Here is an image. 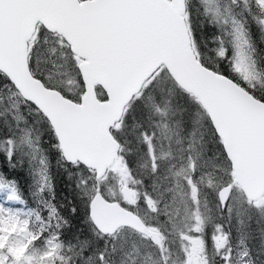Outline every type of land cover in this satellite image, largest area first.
I'll use <instances>...</instances> for the list:
<instances>
[{"label": "rangeland", "instance_id": "obj_1", "mask_svg": "<svg viewBox=\"0 0 264 264\" xmlns=\"http://www.w3.org/2000/svg\"><path fill=\"white\" fill-rule=\"evenodd\" d=\"M195 1L203 17L196 27L203 25L208 34L206 60L218 69L226 67L238 83L263 96L264 65L261 70L259 63L264 51V4L260 0ZM42 41L37 50L44 63L36 71L64 89L80 85L79 71L69 63L61 65L49 40ZM222 50H226L223 57L218 54ZM166 89L168 96H179L168 85ZM140 97L149 124L140 119L144 123L135 129L115 122L124 147L98 178L83 167L77 176L88 198L98 188L105 197L132 207L158 232L159 240L128 226L102 234L91 222L83 236L57 239L51 233L35 242L30 207L23 205L19 183L8 172L20 175L22 183L26 178L28 192L35 196L33 182L41 184L50 162L47 154L54 146H49L50 140L41 142L46 125L38 109L13 85L0 88V110L9 131L3 147L0 143L4 151L0 154V230L13 229L10 238L5 235L12 247L26 246L21 264H226L221 257L229 253L230 264H264V193L249 199L238 185L204 107L199 101L191 103V116L185 121L176 109L163 117L166 105L160 107L147 94ZM226 184L231 189L222 206L218 190ZM47 252L52 255L45 256Z\"/></svg>", "mask_w": 264, "mask_h": 264}, {"label": "water", "instance_id": "obj_2", "mask_svg": "<svg viewBox=\"0 0 264 264\" xmlns=\"http://www.w3.org/2000/svg\"><path fill=\"white\" fill-rule=\"evenodd\" d=\"M185 5V0H0V71L46 117L64 159L93 168L97 178L118 154L119 140L111 126L163 65L197 97L238 185L248 198H257L264 192L262 99L197 57ZM37 23L61 34L81 58L78 99L47 86L31 71L27 40ZM230 189L226 184L218 190L222 206ZM88 215L102 233L124 225L159 240L139 213L98 188L88 200Z\"/></svg>", "mask_w": 264, "mask_h": 264}, {"label": "trees", "instance_id": "obj_3", "mask_svg": "<svg viewBox=\"0 0 264 264\" xmlns=\"http://www.w3.org/2000/svg\"><path fill=\"white\" fill-rule=\"evenodd\" d=\"M185 2L186 21L188 25L189 23L191 25L190 33L192 45L198 58L208 67H211L220 73L232 77L231 73L226 69V67L221 65V67L218 69L206 60V56L204 54H207V51L205 52L204 48L206 50V46L208 44L206 42V39L208 38V34L206 32V28L203 25H201L200 28L198 26L196 27L197 22L203 19V17L196 8L195 0H185ZM193 36L195 37L194 42ZM43 38H47L49 40L52 50L56 51V55L58 54V61L62 62L61 65H67L69 63V66L74 68L72 69L73 71H78L76 64L78 61V56L69 49V45L65 41V39L59 33L50 31L41 24H37L30 40H28V63L32 72L36 76L40 77L47 86L56 87L63 94L71 98H78L82 92V89L80 87L82 86V82L79 73L76 74L79 77L80 85L77 84L75 88L64 89L61 85H57L49 79L43 78L41 74L36 71L37 67L44 63L43 60L39 58V52L37 50V46L43 43ZM261 52V65L259 63V67L262 70V65H264V51L262 50ZM233 79L235 80V78ZM163 82H165V84L170 87L173 93L176 92L179 96L177 97L175 93L173 95L169 94L170 96H168L169 89H166L167 85L164 87ZM6 85L11 86L12 83L8 79V77L2 71H0V88ZM96 89L98 95L100 97H103L104 91L102 90V88L98 85L96 86ZM142 94L150 95L151 100L158 104L160 107L161 105H166L167 111L162 114L163 117H166L168 116V114H170V109H176L175 112L181 115V118H183L185 121H187V119H189L191 116V103L195 104L198 101L191 92L184 89L176 82L172 75L167 71L166 67L160 66L143 85L141 92H139V95L136 94L135 96H133L129 103L125 105L122 116L119 119V123L121 125L122 123L125 124L126 128L134 126V128L136 129L140 123H144L138 121L140 119L146 121V123L149 124L148 115L143 103V98L140 97L142 96ZM174 96L177 97V100L176 98H174ZM256 96L261 99L264 98V94L263 96H261L260 94L256 93ZM25 101L30 106H33L35 108L33 103L28 100ZM135 107L137 110H135ZM37 112L44 119V123L46 125L44 129L46 135H44L43 132L41 136V142L45 144L47 140H50L51 145L49 146H54V149L50 154H47V157L50 158V162L46 166L44 178L41 181V184L39 183V180L33 182L35 186H37L34 192L35 196L31 197V193L28 192V186L30 184L26 178V182L22 183V177L20 175L15 174L13 171H10L8 173H12L10 175L14 177L19 183V192L21 193L22 200H24L23 205L30 207L27 212L30 215L29 218L31 220V223L29 224V226L35 234V242H42V240L46 237H49L51 233L57 235V239H73L77 236H83V231L91 228L92 224L88 216L89 198L79 187V178L77 176V172L82 167L90 170L91 172L94 171L93 169L86 167L79 161H76V163L74 164L63 159L56 137L51 126L49 125L48 120L39 110H37ZM4 118L5 116L3 115L2 110H0V143H2V147L5 144L3 138L9 135V131L7 129ZM145 127L147 126L145 125ZM111 131L116 136L114 126L111 127ZM145 131L147 132L146 129ZM40 146L42 148L47 147L42 145ZM120 146L124 147V142L122 140H120ZM3 153L4 151H2L1 148L0 154ZM55 154H58L56 160ZM19 171L23 173V170ZM30 179L32 182L33 179ZM262 211L264 212V209ZM37 237L38 239H36Z\"/></svg>", "mask_w": 264, "mask_h": 264}, {"label": "snow or ice", "instance_id": "obj_4", "mask_svg": "<svg viewBox=\"0 0 264 264\" xmlns=\"http://www.w3.org/2000/svg\"><path fill=\"white\" fill-rule=\"evenodd\" d=\"M262 4H264V0H260ZM186 10V5H185ZM189 31H191V25L189 23L188 25ZM195 41V37L193 36V42ZM221 57L226 55V50H222L218 53ZM262 107H264V98H262ZM67 158V157H66ZM69 162L76 163V161L71 160L70 158ZM2 207V205H0ZM13 229H10L7 233H4L3 230H0V264H21L23 258H24V252L26 251V246H20V247H12L8 243V239H5V235H7L9 238L11 236V232ZM38 239V237L36 238ZM52 255L51 252L45 253V256ZM102 259V256H101ZM221 259L226 261V264H230L231 255L223 256Z\"/></svg>", "mask_w": 264, "mask_h": 264}, {"label": "flooded vegetation", "instance_id": "obj_5", "mask_svg": "<svg viewBox=\"0 0 264 264\" xmlns=\"http://www.w3.org/2000/svg\"><path fill=\"white\" fill-rule=\"evenodd\" d=\"M129 103V102H128ZM125 193L127 194V195H129L130 196V194H128L127 193V191L125 190ZM130 198H132V196H130ZM128 206V205H127ZM128 207H130V206H128ZM130 208H132V207H130ZM133 209V208H132ZM134 210V209H133ZM133 229V228H132ZM135 230V229H134ZM136 232H138V233H141V234H143L144 236H147V237H149L146 233H142V232H139V231H137V230H135ZM150 238V237H149ZM159 238H160V236H159Z\"/></svg>", "mask_w": 264, "mask_h": 264}]
</instances>
